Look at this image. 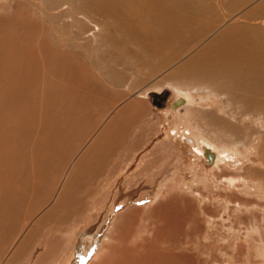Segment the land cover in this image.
<instances>
[{
	"label": "rangeland",
	"instance_id": "obj_1",
	"mask_svg": "<svg viewBox=\"0 0 264 264\" xmlns=\"http://www.w3.org/2000/svg\"><path fill=\"white\" fill-rule=\"evenodd\" d=\"M243 39L264 77V0H0V264H264V83L211 65Z\"/></svg>",
	"mask_w": 264,
	"mask_h": 264
},
{
	"label": "bare ground",
	"instance_id": "obj_2",
	"mask_svg": "<svg viewBox=\"0 0 264 264\" xmlns=\"http://www.w3.org/2000/svg\"><path fill=\"white\" fill-rule=\"evenodd\" d=\"M171 21V20H170ZM131 39V38H130ZM245 41L244 44L242 45H239V44H234L233 43H228L225 47L223 48H219L217 51H215V55H214V58H212L213 60L211 61V65L215 67V72L218 71V70H221V68L223 69L224 67L227 68V71L224 72L226 74L227 77H232L233 79L234 78H239V79H242V80H248L246 77V75H241V71L244 70V68L246 69V73L247 76L250 78V77H258L259 78V81L264 83V77L261 76V73H259L258 71V67L261 68L260 64L258 65V58L260 57V53H259V49L258 51L255 49L257 47V45L255 44V40L253 39H243ZM243 41V42H244ZM255 41V42H254ZM261 47V46H260ZM264 47V46H263ZM264 50V49H263ZM261 52V51H260ZM207 58V57H206ZM207 60V59H206ZM204 61L200 66V70L203 69L204 64H207L206 66H208V63L205 62L204 58L203 60ZM252 61V62H251ZM261 62V61H260ZM253 63V65H252ZM56 66V65H55ZM60 66V65H59ZM244 66V67H242ZM262 66L264 67V65L262 64ZM64 67H62V69L59 67V72L56 76H59L60 74L63 75L64 74V70L63 69ZM225 71V69H224ZM53 72H56V71H53ZM222 72V71H221ZM239 76V77H238ZM214 77H217V76H214ZM257 79V78H256ZM253 80V79H252ZM255 80V79H254ZM257 81V82H259ZM257 82L255 84H257ZM245 83V82H244ZM264 85V84H263ZM168 87V90H165L164 88L161 89L163 90V95H166V96H170L171 94L175 93V90L170 86V85H165ZM164 86V87H165ZM246 86L248 87H252V85L250 84H246ZM256 86V85H255ZM260 87V86H259ZM264 88V87H262ZM254 89V88H253ZM256 89V88H255ZM255 89H254V92H255ZM260 91V90H259ZM262 91V90H261ZM260 91V92H261ZM81 97V96H80ZM186 103V99L183 98V97H179V99L174 103V108L178 109L180 108L181 106H183L184 104ZM261 103V102H260ZM259 104V103H258ZM72 105V103H71ZM264 105V103H263ZM73 106V105H72ZM71 106V107H72ZM241 106V105H240ZM254 106V105H253ZM243 107V106H242ZM158 110V109H157ZM254 111V110H253ZM246 113V112H245ZM77 119V118H76ZM68 121V120H67ZM73 121V120H71ZM70 121V122H71ZM77 121V120H76ZM69 123V122H68ZM74 124V123H73ZM95 122H87V126H92L94 125ZM89 128V127H88ZM90 129V128H89ZM188 140L190 141V144L192 145L194 151L198 152L199 154H205L206 153V156H207V159L208 161L210 162L209 165H213L216 160L218 159V153H215L213 152L209 147L207 146H204V145H199L197 143V141L189 136L187 137ZM39 139V138H38ZM9 140V139H8ZM11 140V139H10ZM81 141V140H80ZM50 142V141H49ZM61 142V141H60ZM17 143V142H16ZM15 143V144H16ZM9 145L10 147L8 149H13L14 150V145L12 141L9 142ZM5 147V146H4ZM12 147V148H11ZM12 151V150H11ZM222 154H219V157H222L221 156ZM224 155V154H223ZM211 156V159H209ZM226 156H228V154H226ZM224 157V156H223ZM14 160V159H13ZM219 161V159H218ZM207 164V163H206ZM236 178H228L227 179V182L228 184L230 185H234L235 182H236ZM5 187V186H4ZM8 187V186H7ZM8 190V189H7ZM11 191V190H10ZM1 193V192H0ZM15 193V192H13ZM12 193V194H13ZM18 193V192H17ZM11 194V193H10ZM9 194V195H10ZM14 195V194H13ZM1 196V194H0ZM9 197L8 196V193H4L2 194V196L0 197V219L1 220H13V222L11 221L10 222V225L7 226V227H4V228H1V233H0V244H8L9 241H10V238L13 236L12 233H16L17 232V223L18 222V216L20 215V211H16L17 214L14 215V217L10 218L9 216V213L8 211L6 210V206H5V203L7 202L6 198ZM14 198V196H13ZM11 201V198L9 199ZM10 205V204H9ZM10 207V206H9ZM4 209V211H2V209ZM14 209V208H13ZM11 213V212H10ZM15 220V221H14ZM6 222V221H5ZM111 224V222H110ZM5 225V224H4ZM4 233V234H3ZM0 250H4L3 247L0 248ZM102 256V255H101ZM98 262H100V258L97 259ZM96 263V262H95ZM94 263V264H95Z\"/></svg>",
	"mask_w": 264,
	"mask_h": 264
},
{
	"label": "water",
	"instance_id": "obj_3",
	"mask_svg": "<svg viewBox=\"0 0 264 264\" xmlns=\"http://www.w3.org/2000/svg\"><path fill=\"white\" fill-rule=\"evenodd\" d=\"M205 156H206V153H205ZM207 157V156H206ZM210 158L209 159H211V156H209ZM210 163V162H209Z\"/></svg>",
	"mask_w": 264,
	"mask_h": 264
}]
</instances>
